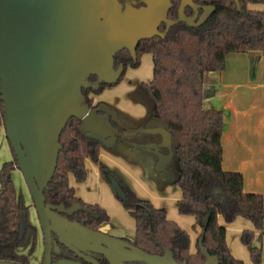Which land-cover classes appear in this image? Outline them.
Returning <instances> with one entry per match:
<instances>
[{
    "label": "trees",
    "instance_id": "obj_1",
    "mask_svg": "<svg viewBox=\"0 0 264 264\" xmlns=\"http://www.w3.org/2000/svg\"><path fill=\"white\" fill-rule=\"evenodd\" d=\"M140 0H119L121 4L139 7ZM200 7H212L213 12L198 27L178 22L179 0H172L168 20L175 22L166 32L165 25L159 29L164 37L142 41L135 58L128 51L114 57V68L123 69L116 84L99 83L95 76L87 79L88 87L82 89L84 104L96 113L105 116L102 104H93L91 95H99L106 88L117 85L128 68L139 66L143 54H149L153 63L152 80L143 88L154 104L156 117L176 142L175 155L178 162V176L175 186L181 192L177 202L180 216L195 219L201 229L196 251L190 252V237L175 222L167 218L165 210L138 199L127 185L111 171L100 167L101 174L113 176L125 199L115 198L127 210L135 222V235L131 242L135 248L155 256H163L167 250L178 264H204L203 247L209 256L217 258V264H243L232 257L226 244V229L219 224H231L241 217L264 235V202L260 195L243 191V177L239 173L222 169L221 137L224 129L223 113L208 109L203 97L204 79L207 73H220L224 69L225 57L230 53L256 54L264 57V11L248 9L252 4L241 1L239 6L229 0H194ZM264 4V1L257 2ZM194 16L190 8L185 16ZM4 105L0 101V127L3 126ZM110 128L120 137L126 135L123 128L112 116H108ZM82 122L70 119L62 131L59 144L56 171L43 192L46 204L62 205L69 209L79 205L69 221L100 232V227L109 222L106 211L98 205L83 203L75 196L68 177L73 175L76 183L86 178L85 161L98 163L101 142L81 132ZM13 154V152H12ZM13 161L4 163L0 170V261L28 264L35 248L36 230L28 224L27 208L17 197L12 181V172L17 168ZM209 217L206 228L204 220ZM32 230L33 238L29 253L19 252ZM202 238V244L199 241ZM241 243L250 247L253 264H262L261 250L253 247L254 233L243 232ZM60 251V252H59ZM66 249L53 236L52 259L65 258ZM67 252V251H66ZM68 253V252H67ZM99 264H108L102 256L96 255ZM141 264V263H127Z\"/></svg>",
    "mask_w": 264,
    "mask_h": 264
},
{
    "label": "water",
    "instance_id": "obj_2",
    "mask_svg": "<svg viewBox=\"0 0 264 264\" xmlns=\"http://www.w3.org/2000/svg\"><path fill=\"white\" fill-rule=\"evenodd\" d=\"M179 1L178 22L190 27L202 25L213 12L212 7L197 6L194 0ZM229 1L239 6L241 1L264 0ZM171 2L140 0V6L134 7L119 0H0L3 127L39 220L42 264H82L52 262L53 235L59 245L87 264H99L91 255L104 257L108 264H178L167 250L163 256L150 255L122 239L69 221L63 215L71 216L79 205L64 209L46 204L43 196L56 171L60 135L70 119L80 120L81 132L101 143L117 136L109 124L108 130L101 128L99 117L84 104L82 89L88 87L91 76L99 83L116 84L123 69L115 70V55L128 51L135 58L142 41L164 37L160 27L165 25L167 32L175 24L168 20ZM187 8L194 11L193 17L185 16ZM199 11L203 14L195 21ZM107 179L113 193L124 200L117 180L111 175ZM201 252L204 264H217V258L203 247Z\"/></svg>",
    "mask_w": 264,
    "mask_h": 264
},
{
    "label": "crops",
    "instance_id": "obj_3",
    "mask_svg": "<svg viewBox=\"0 0 264 264\" xmlns=\"http://www.w3.org/2000/svg\"><path fill=\"white\" fill-rule=\"evenodd\" d=\"M248 9L264 11L252 4L248 5ZM123 89L120 94L113 95V90L105 89L99 95H91L94 105L102 104L100 109L105 116L99 119L103 130H108V116L111 115L127 130L124 137L117 135L101 144L99 162L131 190L134 191L131 180L135 178L140 186L148 188L151 197L147 200L153 202L157 209L165 210L167 218L187 232L190 237V252L194 253L201 229L193 217L176 216L167 204V200L172 199L177 210V202L181 199V192L174 184L178 176L176 142L158 121L154 104L144 90L143 83L128 81ZM203 97L208 109L223 113L222 169L241 174L243 191L260 195L264 202V57L256 54H228L222 72L205 75ZM0 131L7 141L4 128L1 127ZM85 167V182L76 185L73 175H69V185L83 203H94L93 205L108 211L109 207L103 201L101 203L99 198L100 192H103L109 202L114 203L107 186L102 182L92 185L88 170L100 175L99 171L90 160L85 161ZM15 171L19 172L17 169ZM80 188L94 194L93 197L98 196V202L84 199ZM219 224L225 226L229 252L243 264L253 263L250 247L241 243V235L245 231L253 232V247L261 250L264 264V235H260L251 222L238 217L231 224L225 225L223 219L219 218ZM100 232L127 243L133 241L135 235V229L129 232L123 227L116 228L111 224L110 218L108 223L100 227Z\"/></svg>",
    "mask_w": 264,
    "mask_h": 264
},
{
    "label": "rangeland",
    "instance_id": "obj_4",
    "mask_svg": "<svg viewBox=\"0 0 264 264\" xmlns=\"http://www.w3.org/2000/svg\"><path fill=\"white\" fill-rule=\"evenodd\" d=\"M123 5H130V4L124 3ZM252 5L255 8H257L258 10L259 9L264 10V4H262V3H252ZM200 17H201V15L199 17H197V19L195 21H198ZM139 63L140 64L137 68H135V69L128 68L125 71L124 76L122 77L121 81L118 83L117 86H115L114 88L109 87L106 89H109L110 91L113 90V95H114L117 93L118 94L122 93L124 91L123 88L127 84L128 81H134V82L138 81V82L143 83V84H147L148 82H150L152 80V76H153V63H152L151 56L149 54H143L140 58ZM118 87L120 89L119 91H118ZM12 156H13V154H11L10 148L8 147V143L5 139V135H4V133H2V131H0V170H1L2 165L4 163L10 162L11 160L13 161ZM94 166L97 167V172L99 171L100 175H98L96 173V171H93L91 169L88 170V171H90V180L93 181L92 185H94V183H95V185H97V183H100V182L104 183L107 186V188H108V190H109V192H110V194L114 200V203H115V204L110 203L108 197L103 192H100V194H99V198L101 200L100 202L102 203V201H103V203L105 205H107V207H109L108 211L107 210H105V211L110 218L111 224L114 225L116 228L117 227H119V228L123 227L124 229H126V231L133 232L135 229L133 219L131 218V216L129 215L127 210L122 206V204L115 198L112 190L110 189L109 184L107 183V181L102 176L101 169H100V167H102V166L99 162V159H98V163L94 164ZM85 172H86V178H87V170L86 169H85ZM12 181H13L18 199L20 200L22 205L25 208H27L28 224L32 229L36 230L35 248L33 250L32 255L30 257H28L29 258L28 264H42L43 263V251H44L42 233H41L39 220H38L36 211L33 207V202L31 200V196H30V194L26 188L25 182H24L20 172L17 173L15 170L12 172ZM83 182H85V180ZM75 183H76V181H75ZM82 183H76V185H82ZM131 183H132V187L134 188V191L133 190H131V191L134 193V195L138 199L148 201L147 199H149L151 197L150 196L151 194L149 193L150 190H148V188L140 186L141 184H140V182H138V180H136V178L132 179ZM125 185H127V184H125ZM127 187H129V186H127ZM80 190H81V188H80ZM135 191H137V192H135ZM78 192H80V191H78ZM81 193H82V196L84 197V199H88L90 201L98 202V198H97L98 196L93 197L94 194L86 192V189H85V191L81 190ZM171 194H173V192H171ZM95 195H97V192H95ZM169 198L171 199V195L169 196ZM150 203L153 205V207H155L153 202L150 201ZM86 204H88V203H86ZM93 204L94 203H91V205H93ZM167 204H168L169 208H172L174 210L176 216H180L176 210L175 202H173L172 199L167 200ZM169 215L171 216V214H169ZM112 233L114 234V232H112ZM33 238H35V235L33 236V233L31 230L27 234V239H26L25 244L19 248V252L21 254L27 255L29 253L30 247H31L32 242H33L32 241ZM36 244H38V245H36Z\"/></svg>",
    "mask_w": 264,
    "mask_h": 264
},
{
    "label": "flooded vegetation",
    "instance_id": "obj_5",
    "mask_svg": "<svg viewBox=\"0 0 264 264\" xmlns=\"http://www.w3.org/2000/svg\"><path fill=\"white\" fill-rule=\"evenodd\" d=\"M194 2V1H193ZM194 4H195V2H194ZM187 9H189V8H187ZM186 9V10H187ZM186 10H185V12H186ZM192 10V9H191ZM203 14V12L202 11H199V13H198V16L197 17H199L200 15H202ZM191 17H193V15L191 16ZM90 99H91V96L89 97ZM54 236V235H53ZM43 240V239H42ZM66 249V248H65ZM68 253H67V252ZM66 251H64L63 253L65 254V258H59V259H55V260H53L52 259V262H57V261H59V260H67V261H73V262H80V263H82V264H87L84 260H82V259H80L79 257H77V256H75L73 253H71L70 251H68L67 249H66ZM96 261H97V258H96V255H91ZM98 262V261H97Z\"/></svg>",
    "mask_w": 264,
    "mask_h": 264
}]
</instances>
